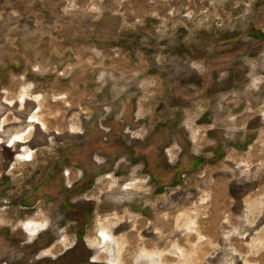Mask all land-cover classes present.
Listing matches in <instances>:
<instances>
[{
  "label": "rangeland",
  "instance_id": "obj_1",
  "mask_svg": "<svg viewBox=\"0 0 264 264\" xmlns=\"http://www.w3.org/2000/svg\"><path fill=\"white\" fill-rule=\"evenodd\" d=\"M0 138V264H264V0H0Z\"/></svg>",
  "mask_w": 264,
  "mask_h": 264
},
{
  "label": "crops",
  "instance_id": "obj_2",
  "mask_svg": "<svg viewBox=\"0 0 264 264\" xmlns=\"http://www.w3.org/2000/svg\"><path fill=\"white\" fill-rule=\"evenodd\" d=\"M260 81V79L259 78H255V79H253L252 80V86H256L257 85V83ZM19 100H20V98H19ZM26 100H27V97H25L24 98V100H20V106H24L25 105V103H26ZM124 105V104H123ZM127 113H129L128 111H127V108H126V106L125 107H122V109H121V112L119 113V115H118V118L117 119H121L122 120V126H123V131H122V135H123V138H125V142H127V138L126 137H128L127 135H129V137H131L133 140V142L134 143H136V144H141V143H143V142H141V139H142V141H145V139H144V137H145V130H142L141 128H138V126L139 125H136L135 127H132V128H134L133 130H130V121L131 120H133L134 122H136V123H138V121H140V119L141 118H139V112L137 113L136 112V114H134L133 116H131L130 114H128V115H126ZM33 115H31L30 116V120H29V125H28V127L31 125L32 126V130H34L35 129V126H40V127H42V129H46V127H45V124L41 121V119L37 116V118L39 119V120H37V121H35V122H31V117H32ZM138 128V129H137ZM187 128H189V125L187 126ZM189 129H191V128H189ZM72 131H73V129H72ZM101 131H104V132H107L108 130H101ZM152 131L154 132L155 131V127H153V128H148L147 129V137H148V142H147V145L148 146H150V144H151V148H155L154 146H155V140L154 141H150V137H155V135H153L152 134ZM193 133H192V140H195V132H194V130L192 131ZM74 133H80V132H78V131H76V132H74ZM149 133H151V134H149ZM23 133H20V134H15L14 136H11L9 139H8V142H10V144L9 145H6L7 147H9V148H15L16 146H21V145H23V148L25 149V151H29L30 152V150L26 147V146H24L29 140L27 139V140H25V141H23V142H20V141H14L13 142V139L16 137V136H19V135H22ZM144 139V140H143ZM3 141H2V139L0 138V144L2 143ZM13 142V143H12ZM150 152V150L148 151V153ZM170 154V153H169ZM21 154H18L17 155V157L18 156H20ZM151 155H153L152 153H151ZM170 157H172V154H170ZM97 159V158H96ZM98 160V159H97ZM192 162V161H191ZM66 174H68V176H69V172L66 170V172H65V175ZM128 189H131V186L130 185H128V184H126V185H124V186H122L121 187V190L123 191V190H128ZM124 201H126V200H124V199H121V198H118V199H114L113 201H112V203L113 204H115V205H120L121 203H123ZM129 201V200H128ZM30 221H32V219L30 220ZM38 222V221H37ZM19 226L21 227V229L23 230V231H25V233L27 234V241L28 242H33L35 239H36V237L42 232V231H44L45 229H46V224L45 223H42V222H39V224L38 223H36L35 222V225H33V226H31L30 228H32L31 230H34L35 229V233L32 235V236H30L29 235V232L26 230V226H25V224H21V223H19ZM103 228H105L104 230L103 229H99L98 228V231H99V233L101 234V235H106V236H108V238H110L111 240H113V241H115V244H116V246H118L119 244H120V241L119 240H115V238L113 237V236H110V234L108 233V231H107V226H104ZM95 241V240H94ZM58 243H60V244H62V246L64 247V249H67V248H69V246H67V244H66V237L65 236H63V240L62 241H56L55 243H52L48 248H46V249H44V250H42V251H40L38 254H37V256H36V258H38V259H40V258H50V259H53L54 257H56L57 256V252H52V249L53 248H55L56 247V245L58 244ZM85 244H86V246L90 249V250H92L93 251V254H92V256H91V260H90V262H92V263H95V264H98V263H104V264H107L106 262H105V260H102V258H101V252L98 250V248L97 247H99V244L97 243V242H95V244H94V242L93 241H91L90 240V238H86L85 239ZM121 250V248H118V251H120ZM108 264H111V263H109L108 262ZM117 264H119L118 262H117Z\"/></svg>",
  "mask_w": 264,
  "mask_h": 264
},
{
  "label": "bare ground",
  "instance_id": "obj_3",
  "mask_svg": "<svg viewBox=\"0 0 264 264\" xmlns=\"http://www.w3.org/2000/svg\"><path fill=\"white\" fill-rule=\"evenodd\" d=\"M194 131H196V130H194ZM169 156H170V154H168ZM67 176H68V174H66ZM28 227V225L26 226V228Z\"/></svg>",
  "mask_w": 264,
  "mask_h": 264
},
{
  "label": "flooded vegetation",
  "instance_id": "obj_4",
  "mask_svg": "<svg viewBox=\"0 0 264 264\" xmlns=\"http://www.w3.org/2000/svg\"><path fill=\"white\" fill-rule=\"evenodd\" d=\"M33 234H34V233H33ZM29 235H30V236H32V234H31V233H29Z\"/></svg>",
  "mask_w": 264,
  "mask_h": 264
}]
</instances>
